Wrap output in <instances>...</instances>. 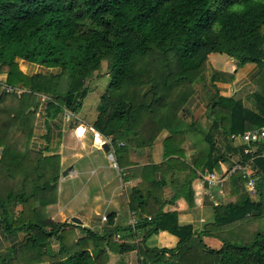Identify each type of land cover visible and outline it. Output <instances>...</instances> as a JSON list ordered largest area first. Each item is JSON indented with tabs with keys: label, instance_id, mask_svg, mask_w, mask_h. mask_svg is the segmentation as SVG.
<instances>
[{
	"label": "trees",
	"instance_id": "1",
	"mask_svg": "<svg viewBox=\"0 0 264 264\" xmlns=\"http://www.w3.org/2000/svg\"><path fill=\"white\" fill-rule=\"evenodd\" d=\"M263 27L264 0H0V79L23 89L6 91L0 84L1 225L9 233L23 232L7 256L0 255V264L24 245L39 250V264H107L109 252L131 251L139 264H264L263 233L243 244L226 237L231 228L247 229L251 217L264 214V145L257 144L251 159L246 145L231 138L264 125V76L255 90L250 82L225 95L216 83L233 81L234 73L210 64L211 54H226L241 66L256 64L252 80L263 75ZM21 60L38 70L23 72ZM207 71L209 85L200 91L196 85ZM103 74L110 80L91 124L110 138L121 168L135 164L129 159L133 152L166 135L164 160L142 165L141 180L129 190L135 225L115 228L109 215L110 228L99 232L50 217L47 207L58 200L60 157L33 149L31 142L43 104L49 117L66 110L76 115L92 81ZM197 93L205 110L188 120L184 109ZM187 144L194 149L191 159ZM238 162L255 179L254 197L247 188L249 172L238 169L221 185L230 199L213 202V217L200 228L181 224L176 211H164L179 198L194 208L193 182ZM123 171L131 179V171ZM165 186L172 188L171 199ZM18 205L21 218L15 219ZM160 231L177 237L176 245L152 246L149 240ZM206 236L219 238L222 246H209Z\"/></svg>",
	"mask_w": 264,
	"mask_h": 264
},
{
	"label": "crops",
	"instance_id": "2",
	"mask_svg": "<svg viewBox=\"0 0 264 264\" xmlns=\"http://www.w3.org/2000/svg\"><path fill=\"white\" fill-rule=\"evenodd\" d=\"M220 61L217 62L223 66L217 68L218 70L234 73L233 81H218L216 83L222 88V93L225 95H231L234 91L249 84L258 71V66L253 63L238 66L237 60L234 58H225L223 62ZM34 66L29 62L20 63V67L25 73L36 72L38 68L34 71ZM212 67L216 68L215 65ZM3 75L5 74H0V77H4ZM204 106V99L197 93L184 109L187 119L191 120L192 117L202 115L205 110ZM94 119L80 117L78 113L69 118L62 113L58 116L49 117L43 104L37 113L35 134L31 145L33 149L43 151L46 155H58L63 171L66 170L67 166L69 168L66 176L61 174L60 182L62 185H59V198L55 204L49 207L50 217L59 222H71L73 217H77L81 219L83 226L105 232L110 227L109 222L103 220L104 215L113 216L112 224L115 228L128 226L133 219V211L129 208V190L131 186L141 180L139 174L142 165L149 162L161 163L164 160L162 142L166 134H161L153 147L141 149L131 154L129 159L136 160L138 163L135 161V164L121 168L114 154L113 158L111 156L113 148L110 138L92 127L91 123ZM81 128H84L82 134L79 133ZM106 142L111 146L109 152H105L102 148ZM193 155L194 149L190 144H187V158L191 159ZM221 167L222 172H216L217 174H223L229 169L226 164H222ZM123 170L131 171V179L125 180L123 178ZM89 173L88 180H83L82 177ZM68 178L72 180L81 178V182L76 185V189H73V184H68ZM193 188L196 193L194 208L190 209L187 201L184 198H179L175 203L165 204L164 211H176L179 213L181 224H194L200 228L203 223L210 221L213 217L212 203L216 200L225 202L230 198L224 196L221 186L215 189L207 187L204 174L193 182ZM172 194V188L165 186L164 195L166 198L171 199ZM105 204L109 210L101 211ZM171 235L167 231H160L151 237L149 243L152 246L171 247L176 245L178 241L177 237ZM20 237V234L7 233L1 225L0 217V255L7 256L8 247L19 241ZM208 238L215 239L218 243L216 245L210 244L207 242ZM204 239L213 248L222 246V241L217 237L206 236ZM109 255L107 264H139L136 251L124 254L109 252ZM9 258L8 256L7 259H4L2 264H39L43 262L37 248L29 245L22 246L14 257L10 260Z\"/></svg>",
	"mask_w": 264,
	"mask_h": 264
},
{
	"label": "rangeland",
	"instance_id": "3",
	"mask_svg": "<svg viewBox=\"0 0 264 264\" xmlns=\"http://www.w3.org/2000/svg\"><path fill=\"white\" fill-rule=\"evenodd\" d=\"M262 32H264V27L262 28ZM225 58H230V57H228L226 54L213 53V54L210 55V59H211L210 60L211 61L210 64L215 65L216 68H220V67L223 66V64H220L217 61L221 60L220 62H223V60ZM21 62L24 63L26 61L21 60ZM103 63H104L103 70H105L106 67H107V64H106L107 62L104 61ZM34 67H35V69H34V71H35L39 66L35 65ZM209 75H210V71H207L205 76L202 78L201 82L196 85V87L200 91L204 89L205 85H209V83H208ZM263 76H264V74L263 75H258L256 78L251 80L250 85L253 88V90H255L256 87H258V83H259L258 79H260ZM109 80H110L109 76L106 75V74H103L101 77L96 78V80H93L94 82L92 81V87H91L92 89L90 90L88 96L85 98L83 108L78 113V116L85 117V118L91 119V120L96 117L97 111H98L97 107H98V105L100 103V96L105 92V90H106V88H107V86L109 84ZM4 83L5 82H3L2 79H0V84L2 85ZM0 89L2 90V86L0 87ZM245 101H246L247 106L252 107V105L250 103L251 101H249L248 98H246ZM143 149H145V148H143ZM139 150H141V149H139ZM112 154H114V152ZM65 169H68V166ZM62 173H63V170H62L61 174ZM62 175H61V177H62ZM88 176H90V173L87 174L86 176L82 177L83 180L87 181L88 180ZM68 180H69L68 184H70V185H71V183L73 184V189H76V187H77L76 185H79L80 182H81V178L80 179L76 178V179H73V180L68 178ZM59 185H62V182L58 181V183L56 185L57 186V188H56L57 199L59 198ZM213 188L214 189L218 188V186H215ZM247 188L249 189L248 185H247ZM254 199H257V198L255 197ZM49 207H50V205L47 207V211L48 212H49ZM22 208H23L22 205H18V206H16L14 208V210H13L14 211L13 218H15V219H20L21 218V213H22L21 210H22ZM106 209L109 210L108 207H106V204H105V205H103L101 211L106 210ZM105 221H107V220H105ZM71 222H72V220H71ZM80 225H83V223H81ZM99 231H103V230H99ZM260 232L264 234V214L260 215V216L257 215V216L251 217V219L249 220V226L247 227V229L239 230V229L231 228V230L229 232V235H226V237L228 238V240H231V241L239 243V244H243V243H248V242L252 241L254 239V237L257 235V233H260ZM7 233H9V232H7ZM18 233L22 236L23 232L21 233V231H20ZM207 242L210 243V244L213 243V245H216L218 243L217 240L212 239V238H208ZM54 244L56 245V243H54ZM38 252H39V250H38ZM39 256H41L40 253H39Z\"/></svg>",
	"mask_w": 264,
	"mask_h": 264
},
{
	"label": "built area",
	"instance_id": "4",
	"mask_svg": "<svg viewBox=\"0 0 264 264\" xmlns=\"http://www.w3.org/2000/svg\"><path fill=\"white\" fill-rule=\"evenodd\" d=\"M262 33L264 34V32H262ZM2 85L6 91H17V92L23 91V89L11 86L7 83H4ZM65 115H66V117L69 118V117L73 116V112L66 110ZM231 138L238 143L245 144L246 147H245L244 153L245 154H251L252 155L251 159H254L256 154H257V150H258L257 144L264 145V125H262L260 127L252 128V129L247 130L245 132L234 133L231 135ZM262 155H264V153H262ZM238 169L243 170L247 174L249 172V168H248L247 164H243V163L238 162L236 165L227 169V171L224 172L223 174H217L216 172L204 174V176L206 177L208 187L210 189H213V187H215V186H221L223 184L224 180L228 176L232 175ZM251 176H252V174L249 172V180L247 182V185L249 187L248 190L254 196V194L256 192L255 179H253ZM222 192H223V190H222ZM132 218L133 219L130 221V223L132 225H135V223L137 222L135 214H133ZM103 220H108V216L104 215Z\"/></svg>",
	"mask_w": 264,
	"mask_h": 264
},
{
	"label": "water",
	"instance_id": "5",
	"mask_svg": "<svg viewBox=\"0 0 264 264\" xmlns=\"http://www.w3.org/2000/svg\"><path fill=\"white\" fill-rule=\"evenodd\" d=\"M237 65H238V66L240 65V62H239L238 60H237ZM102 148H103V150H104L105 152H109L110 149H111V146H110V144H109L108 142H106V143L103 144ZM94 149H96V147H94ZM263 149H264V148H263ZM111 156H112V158H113V154H111ZM68 172H69V168L66 169V170H64L62 174H63V175H66ZM254 214H259V211H255ZM72 222H74V223H76V224H81V223H82L81 219H79V218H77V217H73V218H72Z\"/></svg>",
	"mask_w": 264,
	"mask_h": 264
}]
</instances>
